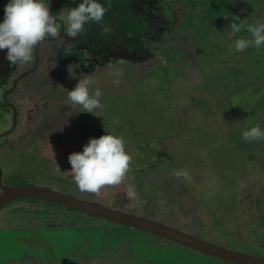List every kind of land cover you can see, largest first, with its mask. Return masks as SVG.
<instances>
[{
    "label": "rangeland",
    "instance_id": "1",
    "mask_svg": "<svg viewBox=\"0 0 264 264\" xmlns=\"http://www.w3.org/2000/svg\"><path fill=\"white\" fill-rule=\"evenodd\" d=\"M100 2L110 32L89 22L82 41L99 55L109 35L130 36L133 50L106 62L85 49L93 66L82 68L77 44L59 61L62 68L50 67L63 83L43 65L21 78L16 97L37 92L41 104L34 102L39 106L31 111L35 125L21 145L12 140L21 137L22 128L0 144L1 182L42 186L170 221L232 251L264 255V138H241L251 126L264 129V83L259 86L264 57L251 63L244 50L228 48L225 39L229 18L249 15L250 24L264 19V0H148L134 9L147 16L123 9L119 0ZM199 4L204 5L200 13ZM62 42L54 45V56L61 55ZM227 70L234 77L229 84ZM85 76L93 80L90 91L102 92L93 114L67 99V91ZM27 110L21 108L22 126L29 120ZM7 118L1 113L2 131ZM105 131L124 138L132 158L128 172L120 184L82 191L67 157ZM8 140L16 146L10 148ZM173 170L187 172L188 178H177ZM128 185L134 197L127 194ZM71 213L37 200L2 209L0 264H229L134 228Z\"/></svg>",
    "mask_w": 264,
    "mask_h": 264
},
{
    "label": "clouds",
    "instance_id": "2",
    "mask_svg": "<svg viewBox=\"0 0 264 264\" xmlns=\"http://www.w3.org/2000/svg\"><path fill=\"white\" fill-rule=\"evenodd\" d=\"M69 2L75 6L66 11L67 37L81 35L89 22L100 24L104 33L110 32V28L102 23L107 9L100 0ZM49 3L50 0H7L3 7V18L0 19V50L6 49L5 59L9 63L31 61L36 45L46 38L58 36L59 21L57 15L50 12ZM230 27L234 33H239L245 27L244 20L233 16ZM246 31L250 37L233 40L231 49L242 52L248 47L264 46V22L257 20L247 24ZM92 84L93 80L85 76L77 79L75 86L67 91L68 101L72 106H81L83 111L80 112L93 114L95 109L101 107V89L97 87L90 91ZM241 138L247 141L262 139L264 129L258 124L251 126L241 133ZM125 143L122 136L105 131L98 138H89L81 151L70 153L67 160L77 187L82 191L98 192L105 185L120 184L132 159L125 149ZM173 175L188 178L183 170H173ZM126 191L130 197L136 194L132 185H128Z\"/></svg>",
    "mask_w": 264,
    "mask_h": 264
},
{
    "label": "flooded vegetation",
    "instance_id": "3",
    "mask_svg": "<svg viewBox=\"0 0 264 264\" xmlns=\"http://www.w3.org/2000/svg\"><path fill=\"white\" fill-rule=\"evenodd\" d=\"M119 1L123 4L122 5L123 9H125V10L128 9V10L132 11L135 15L147 16L149 14L148 12L143 11V10H139V11L134 10L138 6H139L138 9L142 8L143 3L147 2L148 0H119ZM152 1H154V3H156L159 0H152ZM171 1L177 2L178 0H171ZM6 2H7V0H0V8L1 9H2V7H4ZM68 2H69V0H50L49 10L52 14L57 15V19H58L59 25H60V31H59V34L57 37L46 38L45 40L41 41L38 45H36L34 47L31 61L26 62V63L17 62L16 64H11L5 59L6 49L0 50V102L2 103L0 105H2L3 108L5 109V110H3L2 108L0 109V118H1V113L5 115V120L7 118L6 115H9V118H10V120L7 118V123H6L7 128L4 129L3 131L0 130V144L1 143L4 144L6 142V141H4V139L7 136H9V135L14 136L15 133L20 128H22V129H20L23 131V134L21 135V137L15 139V140H12L13 142L16 143V145L17 144L21 145V143H22L21 141L27 136L28 130L33 126V124L35 125V122H33L34 121V119H33L34 114L31 111L34 108L39 107V106L35 105L34 102H39L41 104V99H38V93L37 92L33 93L32 95H28V94L21 95V99L19 97H16V95H15L16 94V91H15L16 86H17V84L20 83L21 78H23V77L25 78L29 74L36 72V70H38V68L43 65L46 73L52 74L54 77H56V80H55L56 82H60V83L62 82L63 83V79H62L61 74L51 73L50 67L57 66V68H59L58 66H60V62H62L61 58L64 55H66L68 52L74 51L77 44H79L78 50L79 51L81 50V54H78V57L80 58V66L82 68H84V65H87L86 68H91L93 66L92 63H90V62L88 63V54H86L84 52L85 49L90 51L89 55H91L92 57L95 56L100 61L106 59L105 60L106 62L108 61V59H110L114 56H119V57L128 56L129 52H131L133 50V44L131 42L130 36H124V35L112 36V35H109L107 37L105 43H104V50L102 52H99L95 48L97 50V52L99 53V55H97L95 53V50L93 48H90V45H88L86 41H82L81 35L84 36L83 33L81 35L75 37V38L67 37V34H66L67 31L65 30V25H63L64 22L61 18V15H65L64 12L67 11V8L74 7L73 4H69ZM181 2H184V0H181ZM2 18H3V11H2V15H0V19H2ZM61 41H63L62 46H61V55L59 56L56 53V55L54 56V54H55V46L54 45L61 43ZM69 45H70V48H69ZM131 46H132V49L130 50L129 47H131ZM50 48H52L51 52H50ZM38 53H39V55H38ZM84 54H86L85 58L87 60L84 59ZM120 59H122V58H120ZM60 68H62V67L60 66ZM85 71H86V69H85ZM61 72H59V73H61ZM53 76H51V78H53ZM14 96H15V98H14ZM26 97H28V98L25 99ZM16 99H19L18 102H16ZM23 105H25V107H23ZM21 108H22V111L28 109L24 115H30L29 120L25 121V123H26L25 126L21 125L22 124L21 121L23 120V118L21 117ZM34 113H35V111H34ZM18 117L20 118L19 122L17 121ZM94 137L95 136H91V138H94ZM7 142H10V141L8 140ZM11 145H12V143H11ZM16 145H14V146H16ZM14 146L12 145V146H10V148H14ZM133 171H132V173H133ZM1 176H2V170L0 168V192H1V189L3 187L16 186V185H6L5 183H2L1 182ZM132 176H133V174H132ZM134 180L137 181L136 178H134ZM28 201L34 202L31 199H29ZM19 202H23V201L17 200L16 202L9 203L8 205L3 207L2 209L9 207L15 203H19ZM2 209H0V211ZM149 219H152V218H149ZM165 220H167V219H165ZM168 222L171 223L170 221H168ZM169 223H166V224L175 227L174 225L169 224ZM175 228H177V227H175ZM166 241L169 242L168 240H166ZM243 253L258 256L256 253H252V252L247 251V250L243 251ZM201 255H203V254H201ZM203 256H205L206 258H210V259H213L215 261L221 262L220 260L212 258L210 256H207V255H203ZM258 257L264 258V255H261Z\"/></svg>",
    "mask_w": 264,
    "mask_h": 264
},
{
    "label": "water",
    "instance_id": "4",
    "mask_svg": "<svg viewBox=\"0 0 264 264\" xmlns=\"http://www.w3.org/2000/svg\"><path fill=\"white\" fill-rule=\"evenodd\" d=\"M29 199L81 212L91 218L114 223L115 225L138 229L230 264H264L263 257L232 251L161 221L82 200L42 186L16 185L3 187L0 192V209L17 200L25 201Z\"/></svg>",
    "mask_w": 264,
    "mask_h": 264
},
{
    "label": "trees",
    "instance_id": "5",
    "mask_svg": "<svg viewBox=\"0 0 264 264\" xmlns=\"http://www.w3.org/2000/svg\"><path fill=\"white\" fill-rule=\"evenodd\" d=\"M200 5V10H199V13L203 10L204 8V5L203 4H199ZM199 13L197 15H199ZM232 18V17H231ZM231 18H229V23L231 22ZM239 18V17H238ZM239 19H243V18H239ZM217 20H220V19H217ZM244 20V24H245V27L241 29V31L239 33H234L232 30H231V27L229 26L228 28V32L225 33V39L227 41V44H228V48L230 47V44L231 42L233 41V38H241V37H250V34L246 31V25L247 24H250V21H251V17L248 15L246 16V18L243 19ZM259 20L261 22H264V19H261L259 17L256 18V21ZM171 21V20H170ZM248 21V23L246 24V22ZM197 22L200 23V20L197 19ZM201 24V23H200ZM244 52L246 53V56H249L248 59L249 61H251V63H254L256 62V60L260 57V55H263L262 57H264V46H261L260 48H256V47H248L244 50ZM245 55H242L239 59H241L242 57H244ZM233 60H235V58H233ZM250 69H252V67L250 66ZM227 82L228 84L233 82L234 81V77L232 76L230 70H227ZM264 83V79L262 81L259 82V86ZM259 87H256L255 90L258 91ZM257 108V107H256ZM25 201H28V200H25ZM32 201H36V200H32ZM38 202V201H37ZM53 205V204H51ZM55 206V205H53ZM44 208V207H43ZM65 209V208H64ZM47 211V210H45ZM71 211V210H69ZM72 215L74 216V218H76L77 216H83L84 218H91L90 216H87L81 212H76V211H71ZM63 213V212H62ZM70 214V212H69ZM94 218H92L93 220ZM103 221V220H101ZM120 226V225H119ZM129 228V227H127ZM138 230V229H136ZM140 231V230H139ZM143 232V231H141ZM147 233V232H145ZM149 234V233H148Z\"/></svg>",
    "mask_w": 264,
    "mask_h": 264
},
{
    "label": "crops",
    "instance_id": "6",
    "mask_svg": "<svg viewBox=\"0 0 264 264\" xmlns=\"http://www.w3.org/2000/svg\"><path fill=\"white\" fill-rule=\"evenodd\" d=\"M106 222V221H105ZM110 223V222H109ZM113 224V223H112Z\"/></svg>",
    "mask_w": 264,
    "mask_h": 264
}]
</instances>
